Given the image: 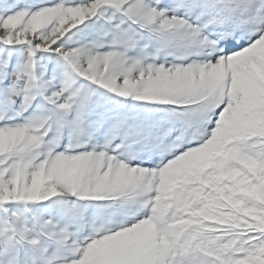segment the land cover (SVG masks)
<instances>
[{"label":"snow or ice","instance_id":"obj_1","mask_svg":"<svg viewBox=\"0 0 264 264\" xmlns=\"http://www.w3.org/2000/svg\"><path fill=\"white\" fill-rule=\"evenodd\" d=\"M0 264H264V0H0Z\"/></svg>","mask_w":264,"mask_h":264}]
</instances>
